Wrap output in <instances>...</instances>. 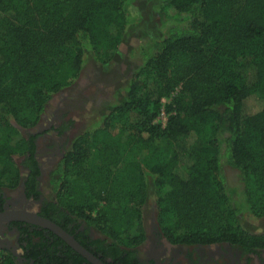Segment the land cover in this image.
<instances>
[{"label":"trees","instance_id":"16d2710c","mask_svg":"<svg viewBox=\"0 0 264 264\" xmlns=\"http://www.w3.org/2000/svg\"><path fill=\"white\" fill-rule=\"evenodd\" d=\"M133 1L0 0V187L17 184L13 159L26 143L15 126L34 125L85 57L112 61ZM146 2L165 30L142 46L123 102L54 171V207L75 224L71 234L83 222L102 243L133 248L150 182L166 239L255 247L264 237L243 231L240 219L264 217V0Z\"/></svg>","mask_w":264,"mask_h":264},{"label":"flooded vegetation","instance_id":"af4514ba","mask_svg":"<svg viewBox=\"0 0 264 264\" xmlns=\"http://www.w3.org/2000/svg\"><path fill=\"white\" fill-rule=\"evenodd\" d=\"M112 70L108 68L107 76H102L94 69L83 81L81 70L69 86L47 100L34 125L15 126L26 145L23 153L13 159L18 170L17 184L13 188L0 187V213L26 211L42 218L54 216L57 223L48 220L72 237L98 264H264V240L255 247L231 241L173 243L162 234L153 209L148 216L142 212L143 240L133 248L117 250L108 241L102 243L104 237L83 222L71 234L75 224L64 225L66 218L54 207L56 194L50 180L74 140L82 134L76 132L82 112L107 108L114 94L124 89L133 76L132 71L110 74ZM263 220L264 217L260 221ZM243 231L264 237L262 228L259 232ZM79 241H84L88 249ZM6 260L13 264H96L74 252L49 230L22 221L0 223V264Z\"/></svg>","mask_w":264,"mask_h":264},{"label":"rangeland","instance_id":"374dc122","mask_svg":"<svg viewBox=\"0 0 264 264\" xmlns=\"http://www.w3.org/2000/svg\"><path fill=\"white\" fill-rule=\"evenodd\" d=\"M131 12L134 13V17L129 21L124 34L122 35L120 42L118 44L117 50L114 53L113 59L110 64L106 66H101V64L95 62L93 57L89 55L85 57L84 64L82 66V74L80 75V80L87 79L90 76L91 72L94 69L99 71V74L102 76H107V70L109 68L113 69L110 74L115 73L116 71L122 74H127L132 71V74L137 70L139 64L141 63V48L143 45L149 41L156 39L161 36L164 32V28L161 24L157 23L149 4L146 0H134L132 3ZM136 13V14H135ZM131 67V68H130ZM102 72V73H101ZM106 73V74H105ZM124 98V89L123 87L114 94V98L107 104V108L99 107L97 110H92L90 113H83L78 119V128L76 129L77 133H82L86 129H91L98 127L101 123L102 117L107 114L111 108L121 104ZM168 101L162 100V103H167ZM251 101H248L250 104ZM165 122L164 115H159L154 123L163 125ZM207 144V143H206ZM203 141H198V147L205 145ZM161 148H165L163 142L160 143ZM224 175L227 178V182L231 187H239L236 172L225 168L223 171ZM152 188L150 182L147 184V195L144 203V208L142 212L144 216L149 215L150 210H155L154 198L152 194ZM240 226L242 229L251 232H259L260 229H264V220L263 221H254L250 219L247 215H242L240 219Z\"/></svg>","mask_w":264,"mask_h":264},{"label":"water","instance_id":"95a60500","mask_svg":"<svg viewBox=\"0 0 264 264\" xmlns=\"http://www.w3.org/2000/svg\"><path fill=\"white\" fill-rule=\"evenodd\" d=\"M10 221H22L37 227L47 229L62 241H64L74 252L78 253L80 256H82L86 260L91 261L92 263L95 262L94 259L90 257V255L79 244H77L72 237H70L61 228H59L46 218L39 217L36 214L28 213L26 211H5L3 213H0V223H7Z\"/></svg>","mask_w":264,"mask_h":264},{"label":"built area","instance_id":"2783aa9c","mask_svg":"<svg viewBox=\"0 0 264 264\" xmlns=\"http://www.w3.org/2000/svg\"><path fill=\"white\" fill-rule=\"evenodd\" d=\"M160 115H162V116H163V113H161Z\"/></svg>","mask_w":264,"mask_h":264}]
</instances>
